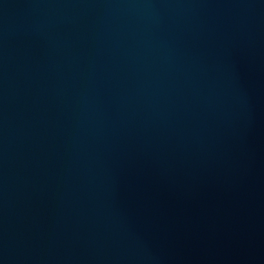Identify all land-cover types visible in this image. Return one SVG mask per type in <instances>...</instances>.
<instances>
[{"label": "water", "instance_id": "obj_1", "mask_svg": "<svg viewBox=\"0 0 264 264\" xmlns=\"http://www.w3.org/2000/svg\"><path fill=\"white\" fill-rule=\"evenodd\" d=\"M0 264H264V0H0Z\"/></svg>", "mask_w": 264, "mask_h": 264}]
</instances>
